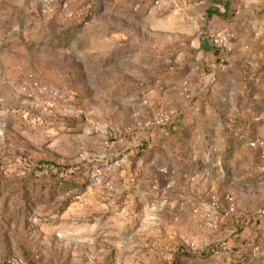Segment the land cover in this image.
<instances>
[{
  "label": "rangeland",
  "instance_id": "1",
  "mask_svg": "<svg viewBox=\"0 0 264 264\" xmlns=\"http://www.w3.org/2000/svg\"><path fill=\"white\" fill-rule=\"evenodd\" d=\"M228 1L226 20L211 0H0V264H264L257 115L225 132L227 168L222 133L189 146L236 38L264 29V0ZM218 36L211 73L197 44Z\"/></svg>",
  "mask_w": 264,
  "mask_h": 264
},
{
  "label": "crops",
  "instance_id": "2",
  "mask_svg": "<svg viewBox=\"0 0 264 264\" xmlns=\"http://www.w3.org/2000/svg\"><path fill=\"white\" fill-rule=\"evenodd\" d=\"M222 3L227 4V7H229L228 0H224ZM252 17L254 18L255 16ZM223 18L228 20V11H224ZM249 23L250 22H248L243 28V32L240 33L241 36L236 38L237 41L233 45V49L228 55V61L225 70L216 77L218 83H220V80L223 79V82H221L223 86L219 89H216L218 96L215 95L212 101V107L192 109V111H190L191 113H188L189 119L193 122V128L189 130L190 148H193V146H191V142L194 138L198 139L199 143H203V141L205 143L209 140V135L212 133L216 136L222 133L226 139L223 138L221 140V147L223 148L224 152H227V149H229L232 145L229 144L226 133L229 134L231 128L235 130V128L241 124V121H248L245 120L244 117L246 114H249V112H255V115H257V118L253 119L252 123H250L252 124V128L264 127V109L261 111L243 109L241 106H239V104L235 103L239 94V85L242 87V91L244 90L246 95H251V99H264V29L260 28V25H258V28H256L255 25H257V23L254 25H250ZM248 26L250 27V30H248ZM202 42V39L198 42L197 49H199L205 57L204 59L206 60V63L203 65L204 68H210L212 73V64L210 63L209 65L208 63L212 62L214 57L211 54H206L203 52L201 49ZM244 42H247V44ZM252 72H254V74H251ZM253 76L258 77V80L261 83L260 86L255 85L257 96L254 95L253 91H250L253 88L250 86V81H253L251 77ZM258 80L254 81L258 82ZM246 85H249V88H247ZM244 93H242L240 97L243 96ZM228 153L229 152L226 154L224 153V155L227 156H223L218 161V163H222V166L226 168L228 163L234 164L236 161V159L228 155ZM199 164L200 162L197 163V166ZM214 168L215 166L211 165L210 171L213 172ZM208 171L209 170L203 169L200 172V176L204 177L205 179L209 178L207 173ZM205 179L203 181L206 183L207 180Z\"/></svg>",
  "mask_w": 264,
  "mask_h": 264
},
{
  "label": "trees",
  "instance_id": "3",
  "mask_svg": "<svg viewBox=\"0 0 264 264\" xmlns=\"http://www.w3.org/2000/svg\"><path fill=\"white\" fill-rule=\"evenodd\" d=\"M211 1L213 2V4H216V5L222 4L223 7L225 8V12H226L227 4L222 3L220 0H211ZM212 12H213L212 14L222 15V17L224 15V13L223 14H220V12L218 11V9H213ZM201 45H202L201 49L203 50V52L206 53V54H211L214 57V60L216 62H218V60H219V53L220 52L217 49L211 47L209 44H206L205 41H203ZM60 170H63V172L66 171V169H64V168L63 169H60ZM209 252H210V248H207V251L205 253L208 254ZM182 253H183V251L181 253H176L175 258L173 259L172 264H180L179 259H180ZM184 256H186V255H184Z\"/></svg>",
  "mask_w": 264,
  "mask_h": 264
},
{
  "label": "built area",
  "instance_id": "4",
  "mask_svg": "<svg viewBox=\"0 0 264 264\" xmlns=\"http://www.w3.org/2000/svg\"><path fill=\"white\" fill-rule=\"evenodd\" d=\"M218 38H219V40L215 41V43H216L215 48L217 50H219V52L221 50H228L229 49V45L227 44V40L224 37L220 38L218 36ZM219 60H220V56H219ZM251 145L253 146L254 144H251Z\"/></svg>",
  "mask_w": 264,
  "mask_h": 264
}]
</instances>
